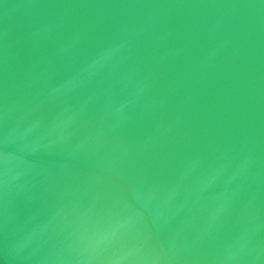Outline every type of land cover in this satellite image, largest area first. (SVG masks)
<instances>
[{
	"label": "water",
	"instance_id": "1",
	"mask_svg": "<svg viewBox=\"0 0 264 264\" xmlns=\"http://www.w3.org/2000/svg\"><path fill=\"white\" fill-rule=\"evenodd\" d=\"M0 264H264V0H0Z\"/></svg>",
	"mask_w": 264,
	"mask_h": 264
}]
</instances>
